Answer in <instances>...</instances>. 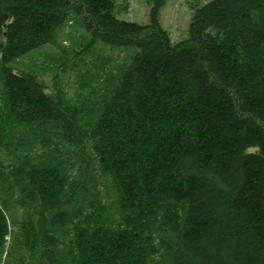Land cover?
I'll return each mask as SVG.
<instances>
[{
  "label": "trees",
  "instance_id": "trees-1",
  "mask_svg": "<svg viewBox=\"0 0 264 264\" xmlns=\"http://www.w3.org/2000/svg\"><path fill=\"white\" fill-rule=\"evenodd\" d=\"M151 3L0 0V264H264V0H211L177 42ZM40 55L80 64L77 101Z\"/></svg>",
  "mask_w": 264,
  "mask_h": 264
},
{
  "label": "rangeland",
  "instance_id": "rangeland-1",
  "mask_svg": "<svg viewBox=\"0 0 264 264\" xmlns=\"http://www.w3.org/2000/svg\"><path fill=\"white\" fill-rule=\"evenodd\" d=\"M114 2V15L119 19L135 21L140 24H148L150 22V10H151V0H112ZM211 0H167V3L161 10V24L164 29L170 34L171 40L173 42H177L183 39H187L190 36L189 27L191 19L195 13L197 7L203 6L204 4L208 3ZM77 23L74 20L70 22L68 21L67 24L60 30L56 41L61 46H65V48L70 49L74 47L70 36H72L75 40L80 37L82 34L81 29H77ZM101 47V46H100ZM56 47H52L51 45L44 47L41 50H37L35 55L44 54L46 51H54ZM35 51V50H34ZM31 51L24 55L20 60L25 62L32 58ZM102 51L106 54L114 56V59L120 58L123 54L122 51L112 49L110 47L102 48ZM81 52L77 54V58H79ZM43 55L39 56V59L42 62H38V66H42L43 62V74L40 76V80L46 86L48 93H53L55 90L54 88V81L57 80V85H61V87L65 91V97L73 103L74 101L78 100V84L76 82L77 76L80 74L81 70L79 69V63H74L75 70L68 69L67 71L63 70H56L53 71V66L47 62V58L43 59ZM66 56L68 53L66 52ZM84 57L90 63L92 58L91 53H85ZM46 60V61H45ZM75 60V59H74ZM21 63L19 62H12L11 66L17 68L18 65ZM11 237L9 238V242Z\"/></svg>",
  "mask_w": 264,
  "mask_h": 264
},
{
  "label": "bare ground",
  "instance_id": "bare-ground-1",
  "mask_svg": "<svg viewBox=\"0 0 264 264\" xmlns=\"http://www.w3.org/2000/svg\"><path fill=\"white\" fill-rule=\"evenodd\" d=\"M53 53V52H52ZM51 53V54H52ZM54 54V53H53ZM29 62H26V64H28ZM51 64H53V62L51 63ZM53 66L56 68V65L55 64H53ZM45 91L47 92V89H45Z\"/></svg>",
  "mask_w": 264,
  "mask_h": 264
}]
</instances>
